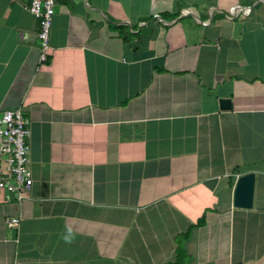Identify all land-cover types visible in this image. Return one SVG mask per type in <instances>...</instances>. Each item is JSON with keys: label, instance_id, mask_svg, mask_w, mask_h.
Here are the masks:
<instances>
[{"label": "crops", "instance_id": "1", "mask_svg": "<svg viewBox=\"0 0 264 264\" xmlns=\"http://www.w3.org/2000/svg\"><path fill=\"white\" fill-rule=\"evenodd\" d=\"M54 1L40 62L31 0H0L32 181L0 188V264H264V0Z\"/></svg>", "mask_w": 264, "mask_h": 264}, {"label": "built area", "instance_id": "2", "mask_svg": "<svg viewBox=\"0 0 264 264\" xmlns=\"http://www.w3.org/2000/svg\"><path fill=\"white\" fill-rule=\"evenodd\" d=\"M54 0H31L28 10L39 19V61L47 60L50 48V29L54 16ZM30 131L28 121L20 107L4 110L0 114V188L6 189L19 204L28 197L31 189V172L28 169ZM20 216L5 217L8 228H18Z\"/></svg>", "mask_w": 264, "mask_h": 264}, {"label": "water", "instance_id": "3", "mask_svg": "<svg viewBox=\"0 0 264 264\" xmlns=\"http://www.w3.org/2000/svg\"><path fill=\"white\" fill-rule=\"evenodd\" d=\"M219 104L221 109H229L231 101L229 98H220ZM255 186V172L248 171L240 174L236 178L233 191V205L235 207L250 209L253 205Z\"/></svg>", "mask_w": 264, "mask_h": 264}, {"label": "clouds", "instance_id": "4", "mask_svg": "<svg viewBox=\"0 0 264 264\" xmlns=\"http://www.w3.org/2000/svg\"><path fill=\"white\" fill-rule=\"evenodd\" d=\"M67 239V238H66Z\"/></svg>", "mask_w": 264, "mask_h": 264}]
</instances>
